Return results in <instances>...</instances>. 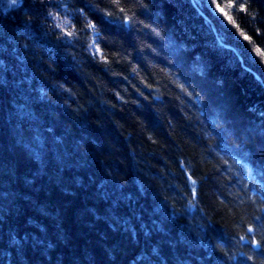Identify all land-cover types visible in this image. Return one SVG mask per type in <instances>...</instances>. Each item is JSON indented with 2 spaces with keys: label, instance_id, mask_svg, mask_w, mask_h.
Wrapping results in <instances>:
<instances>
[{
  "label": "clouds",
  "instance_id": "1",
  "mask_svg": "<svg viewBox=\"0 0 264 264\" xmlns=\"http://www.w3.org/2000/svg\"><path fill=\"white\" fill-rule=\"evenodd\" d=\"M153 3L6 0L0 16L13 22L18 16L34 25L67 59L74 76L65 80L53 75L60 68L39 42L13 33L12 59L31 62L35 73L55 89H40L49 100L55 103L59 97L73 118L90 108L96 113L103 108L126 140L133 133L143 134L141 144H129L132 152L138 151L133 160L139 171L169 209L206 237L217 264H264L261 138L223 110H217L215 122H210L208 113L215 106L199 83L210 78L214 58L227 62L233 56L235 64L260 81L244 57L264 69V0H199V4L188 0L200 21V41L182 21L170 32L151 19ZM0 62L6 73L14 71L8 59ZM218 83L223 85L222 80ZM112 109L129 113L135 127L117 119ZM135 109L153 112L174 144H166ZM255 115L259 118L264 112ZM152 156L163 163H154ZM215 226L222 229L220 237Z\"/></svg>",
  "mask_w": 264,
  "mask_h": 264
},
{
  "label": "trees",
  "instance_id": "2",
  "mask_svg": "<svg viewBox=\"0 0 264 264\" xmlns=\"http://www.w3.org/2000/svg\"><path fill=\"white\" fill-rule=\"evenodd\" d=\"M153 9L150 18L170 32L182 21L197 41L202 39L188 0H154ZM14 32L41 44L60 68L54 76H74L67 59L34 25L18 16L15 22L0 16V61L8 59L14 68L6 73L0 62V264H217L206 237L169 209L139 171L133 160L138 151L129 144H141L143 134L126 140L103 108L73 118L59 97L55 103L49 100L40 89H55L31 62L12 59ZM234 60L214 58L210 78L199 81L215 106L208 113L210 122L223 110L236 123L250 126L264 149V116L255 115L264 112V69L244 57L262 77L257 82ZM135 110L166 144H174L153 112ZM111 111L135 127L129 113ZM151 159L163 163L157 156ZM213 230L222 235L219 226Z\"/></svg>",
  "mask_w": 264,
  "mask_h": 264
},
{
  "label": "bare ground",
  "instance_id": "3",
  "mask_svg": "<svg viewBox=\"0 0 264 264\" xmlns=\"http://www.w3.org/2000/svg\"><path fill=\"white\" fill-rule=\"evenodd\" d=\"M192 3H197L198 4V1L197 0H192ZM205 19H207V18H205ZM253 71H254V73L256 75H258L260 77V81H261L262 80V77L260 76V74H258L255 70H253Z\"/></svg>",
  "mask_w": 264,
  "mask_h": 264
},
{
  "label": "rangeland",
  "instance_id": "4",
  "mask_svg": "<svg viewBox=\"0 0 264 264\" xmlns=\"http://www.w3.org/2000/svg\"><path fill=\"white\" fill-rule=\"evenodd\" d=\"M0 6L5 7L6 6V0H0Z\"/></svg>",
  "mask_w": 264,
  "mask_h": 264
},
{
  "label": "water",
  "instance_id": "5",
  "mask_svg": "<svg viewBox=\"0 0 264 264\" xmlns=\"http://www.w3.org/2000/svg\"><path fill=\"white\" fill-rule=\"evenodd\" d=\"M238 54V53H237Z\"/></svg>",
  "mask_w": 264,
  "mask_h": 264
}]
</instances>
